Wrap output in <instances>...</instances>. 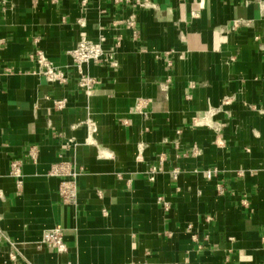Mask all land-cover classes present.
Here are the masks:
<instances>
[{
  "label": "crops",
  "instance_id": "obj_1",
  "mask_svg": "<svg viewBox=\"0 0 264 264\" xmlns=\"http://www.w3.org/2000/svg\"><path fill=\"white\" fill-rule=\"evenodd\" d=\"M129 1L0 0V264H264V0ZM83 38L112 54L90 95ZM55 227L65 253L38 248Z\"/></svg>",
  "mask_w": 264,
  "mask_h": 264
},
{
  "label": "built area",
  "instance_id": "obj_2",
  "mask_svg": "<svg viewBox=\"0 0 264 264\" xmlns=\"http://www.w3.org/2000/svg\"><path fill=\"white\" fill-rule=\"evenodd\" d=\"M115 3L130 2L129 0H113ZM151 3V0H136L133 4L136 8H145ZM129 26L135 25V17L131 15L125 21ZM105 39L101 38L98 42L91 41L87 38H83L77 45L76 49L70 51V55L73 59L75 69L79 74L78 86L87 94L90 95L98 84V81L94 77H90L85 74L84 67L89 64H102L108 63L111 58V53L104 48ZM169 53H167L168 55ZM30 59L37 66V75L44 77L49 83L63 85L67 82V73L63 69L55 66L45 55V53L39 51L30 55ZM112 66H116V63H111ZM10 72V69L6 70ZM67 101L65 99L55 102V106L58 110H63L66 107ZM178 170L175 171L177 176ZM10 177L16 179L18 186L22 185V162L14 161L12 163ZM50 176L53 177H67L64 179L59 188V196L61 201L65 205H75L78 199V186L76 178L77 172H73L70 169L69 163H60L52 167ZM210 177V176H209ZM221 191V190H220ZM159 202L163 199L159 198ZM38 248H48L58 253H65L67 246L64 239V230L61 227H55L43 232L42 239L38 243ZM15 256L12 255V258Z\"/></svg>",
  "mask_w": 264,
  "mask_h": 264
}]
</instances>
